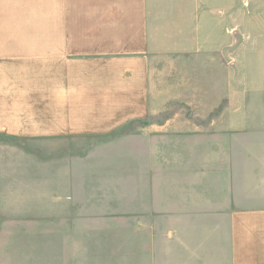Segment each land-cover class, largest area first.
Returning <instances> with one entry per match:
<instances>
[{
  "label": "crops",
  "instance_id": "crops-1",
  "mask_svg": "<svg viewBox=\"0 0 264 264\" xmlns=\"http://www.w3.org/2000/svg\"><path fill=\"white\" fill-rule=\"evenodd\" d=\"M263 5L0 0V133L129 154L135 234L111 262L264 264V52L247 71L243 39ZM55 245L6 260L0 237V264L98 263Z\"/></svg>",
  "mask_w": 264,
  "mask_h": 264
},
{
  "label": "rangeland",
  "instance_id": "rangeland-1",
  "mask_svg": "<svg viewBox=\"0 0 264 264\" xmlns=\"http://www.w3.org/2000/svg\"><path fill=\"white\" fill-rule=\"evenodd\" d=\"M251 15L254 20L243 27L247 71L255 63L248 57L264 52L263 46L248 45L264 37V5ZM113 137L64 140L53 155L48 141L0 133L2 257L40 261L45 246L77 238L82 259L89 256L85 247L95 244L91 256L97 264H120L111 261L120 254L121 238H134L135 215L127 211L133 209L129 154L104 146Z\"/></svg>",
  "mask_w": 264,
  "mask_h": 264
}]
</instances>
